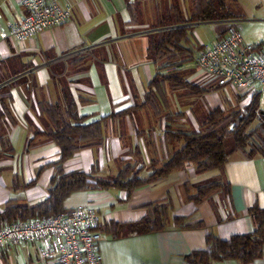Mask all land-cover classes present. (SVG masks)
<instances>
[{
	"label": "crops",
	"instance_id": "crops-1",
	"mask_svg": "<svg viewBox=\"0 0 264 264\" xmlns=\"http://www.w3.org/2000/svg\"><path fill=\"white\" fill-rule=\"evenodd\" d=\"M57 1L72 6L68 22L24 39H0V88L8 84L7 104L14 120L5 129L12 155L0 158V212L11 198L27 206L44 201L56 176L60 150L54 143L38 137L27 149L32 130L43 132L46 127L37 111L40 102L62 105L69 93L84 124L102 123L100 143L66 160L62 164L65 174L82 172L112 180L124 165L131 164L141 169L140 178L144 179L152 173L154 163L182 147V142H165L164 118L157 119L148 109L137 108L145 100L148 84L167 63L166 57L152 61L148 48L150 38L160 31L155 29L157 16L175 0ZM180 1L188 11L189 0ZM230 7L235 28L244 40L264 43V0H235ZM0 13L6 29L17 14H22L19 0H0ZM201 24L214 26L211 44L222 37L223 26ZM198 25H185L188 37L194 36L192 31ZM257 25L259 30L254 29ZM194 37L188 41L192 57L207 46L197 35ZM73 52L79 54L70 56ZM179 74L192 84L208 82L190 63L180 67ZM177 92L169 93L173 95L171 112L182 115L177 121L185 130L198 131L203 112L206 115L218 108L242 109L248 105L238 104L242 96L229 86L199 97H185L189 91L177 96ZM229 93L235 97V104ZM193 98H199L201 104H179ZM195 107L203 112L198 113ZM259 108L264 109L263 99H259ZM218 179L228 187L198 205L189 200L196 194L197 185ZM79 205L94 210L99 217L98 231L103 240L97 249L101 264H185L191 253L207 251L209 234L227 241L253 232L251 210H264V157L245 158L233 153L220 170L198 172L189 165L130 193L115 187H90L70 195L62 208L68 211ZM155 206L167 209L163 230L116 235L118 226L140 222ZM176 218L185 219L186 226L176 227ZM39 255V242L11 244L0 250V264H39ZM212 264L238 263L225 260ZM252 264H264V247L261 259Z\"/></svg>",
	"mask_w": 264,
	"mask_h": 264
},
{
	"label": "trees",
	"instance_id": "trees-1",
	"mask_svg": "<svg viewBox=\"0 0 264 264\" xmlns=\"http://www.w3.org/2000/svg\"><path fill=\"white\" fill-rule=\"evenodd\" d=\"M232 3H235V0H189L187 11L180 0H175L156 18L155 29L160 31L150 38L149 58L158 61L167 55L171 57L160 68V73L150 81L145 100L137 108L148 109L157 119L164 118L166 123L164 140L167 144L182 142L179 150L166 160L154 163L152 173L144 179L140 178L141 169L131 164L124 165L112 180H103L82 172L65 174L62 164L66 160L72 158L79 150L100 143L102 123L84 124V118L78 115L76 103L69 93L64 96L62 105L40 102L37 104V111L45 120L46 127L43 132L32 130L27 149L38 137L54 143L60 150V160L56 163V176L51 180L48 197L40 203L27 206L21 204L17 198H11L0 212V229L27 219L45 220L64 213L66 212L62 208L64 200L90 187L100 190L115 187L130 193L136 188L189 165L194 166L198 172L220 170L228 156L233 153H241L245 158H252L255 155L264 157V109L259 108L258 95L252 96L247 106L231 114H226L225 110L220 108L211 111L203 118L198 131L180 127L177 119L180 120L182 115L174 116L171 112L168 93L170 86L172 90L188 89L190 94L186 96L190 97H199L221 88L213 81L200 85L186 82L180 76L179 70L192 61L190 56L192 51L188 48L189 29L185 25L232 19L234 17L230 9ZM173 67L179 69L165 73ZM8 79L10 77L5 78L1 83ZM7 86L8 84L0 88V158L11 157L13 152L5 130L9 124L14 123L7 104ZM227 187L228 185L219 179L197 185L196 194L190 196L189 200L198 205L219 189ZM251 214L254 222L252 233L236 235L227 241L209 234L206 237L207 251L191 253L185 258V264H212L225 260L235 261L238 264H252L260 260L264 247V210L253 208ZM166 223V207L155 206L140 222L118 226L120 231L116 235L161 231L166 227ZM184 223L185 219L174 220L178 228L185 227Z\"/></svg>",
	"mask_w": 264,
	"mask_h": 264
},
{
	"label": "built area",
	"instance_id": "built-area-1",
	"mask_svg": "<svg viewBox=\"0 0 264 264\" xmlns=\"http://www.w3.org/2000/svg\"><path fill=\"white\" fill-rule=\"evenodd\" d=\"M17 14L6 29L0 13V39H24L53 29L72 18L73 8L57 0H19ZM222 37L192 57L193 67L208 82L229 86L237 95L253 92L264 98V43H247L233 19L214 21ZM79 52H73L75 56ZM170 68V71L178 70ZM251 96V97H252ZM99 217L86 206H76L45 220L27 219L0 229V250L11 244L39 242V264H101L97 246L103 240Z\"/></svg>",
	"mask_w": 264,
	"mask_h": 264
},
{
	"label": "rangeland",
	"instance_id": "rangeland-1",
	"mask_svg": "<svg viewBox=\"0 0 264 264\" xmlns=\"http://www.w3.org/2000/svg\"><path fill=\"white\" fill-rule=\"evenodd\" d=\"M233 9V8H232ZM231 9V10H232ZM259 28H261L259 25H257V26H255L254 27V29L255 30H259ZM214 26H212V25H204V24H200V25H198V26H196L195 28H194V30L192 31V33H193V35L195 36V35H197L200 39H201V41H202V43L204 44V45H210L211 44V42H212V40L215 38V33H214ZM261 32H263L264 33V31L262 30ZM195 33V34H194ZM194 36H192L190 39H194L195 37ZM263 41H264V39H263ZM172 55H174V54H172ZM169 57H171L170 55H167L166 56V58H169ZM197 72V71H196ZM178 91V92H177ZM187 91H188V89H177V90H172V87L170 86V87H168V93H175V92H177L176 93V95L177 96H180V95H183V94H186L187 93ZM221 93H217L216 94V96L217 97H220L221 95H220ZM253 95V92H250V93H248L247 95H244V96H242L241 97V100H240V102L238 103V104H249V102H250V100H251V96ZM226 96V95H225ZM173 95H171V94H169V98H171V100H173ZM185 97H187V96H185ZM184 97V98H185ZM228 98H230V100L233 102V104H235V97L231 94V93H229V97ZM260 99H263V101H264V98H260ZM261 101V100H260ZM195 102H197L196 104H201L200 103V99L199 98H193V99H191L190 101H188V100H186V101H181V102H179V104H194ZM195 110L199 113V112H203V110H201L200 109V107H195ZM236 110H240V108H238V107H231V108H229V109H225V113L226 114H231V113H233V112H235ZM202 116L203 117H205V113L203 112V114H202ZM199 126H200V124H199ZM253 126V125H252ZM157 163V162H156Z\"/></svg>",
	"mask_w": 264,
	"mask_h": 264
}]
</instances>
